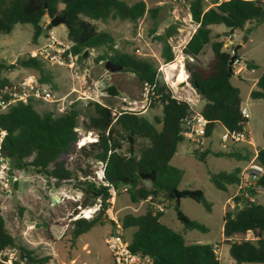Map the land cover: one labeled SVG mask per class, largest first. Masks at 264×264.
Masks as SVG:
<instances>
[{"label":"trees","instance_id":"trees-1","mask_svg":"<svg viewBox=\"0 0 264 264\" xmlns=\"http://www.w3.org/2000/svg\"><path fill=\"white\" fill-rule=\"evenodd\" d=\"M48 11L54 16L65 18L67 39L72 43L71 51L83 59L85 51L103 49L96 58V63L111 62L121 66L122 72L133 75L137 81L148 86V103L151 108L159 105L162 112L159 117L149 120L144 114L120 109L115 111L98 102H89L94 107V114L88 116L83 129L95 132L97 141L81 147L78 127L80 110L76 105L69 106L65 112L40 113L38 101L12 105L6 112L0 113V130L6 131L3 152L10 160L12 169L31 167L47 178L68 181L76 177L71 171L65 156L83 154L104 165L102 181L93 178L87 170H81L86 178L82 191L86 195L82 206L94 205L102 199L101 212L91 220H78L74 223V239L90 231L97 224L104 222V214L109 206L110 188L116 196L122 189L133 205L148 202L143 214H125L121 219L124 231L133 229L130 249L135 253L148 255L153 264H222L217 259L211 244H188L184 233L191 230L206 232L207 228L197 221L189 219L177 206V220L183 226V233L173 230L162 221L163 212L156 208L155 202L164 199L176 202L178 197L190 198L203 205L210 212L211 204L200 189L180 190L183 179L182 169L171 165L177 153L182 136V120L192 113H200L207 121V131L212 135L217 125L230 131H243L248 122L241 114L242 98L240 89L232 84L233 72L230 71L232 55L221 40H212V27L224 26L231 35L238 29L250 31L259 24H264V1L262 0H225L214 2L210 8L204 7V0H191L190 15L198 27L184 46L182 53L186 57L184 69L186 82L196 91L204 105L200 110L187 99L179 98L172 87L165 81L158 67L149 60L116 49L115 39L109 32L99 31L95 21H129L136 24L147 13L151 19H157L159 8L148 9L145 2L128 3L127 0H0V35L10 33L16 24H30L34 29L33 42L46 31H51L49 23L46 30L43 20ZM247 25H250L248 28ZM156 24L153 31H156ZM220 38V36H219ZM161 42V58L164 64L174 63L175 54L164 34L156 38ZM210 45L213 57L203 65L199 56ZM235 56L238 57L237 51ZM192 60H191V59ZM248 66L254 64L249 61ZM17 65L35 70L40 84L57 88L48 64L41 58L30 57L18 60ZM15 65L0 64V84H9L1 76V68L13 69ZM114 77L116 75L114 74ZM107 92L117 96L118 85H111ZM250 96L264 101V70L256 83V89ZM133 137L134 143L130 142ZM200 161L206 156H222L238 161L249 162L250 152L233 150L231 152L193 151ZM258 162L264 166L263 147L258 150ZM242 168L233 171H220L213 174L211 181L217 189L226 191L229 186L236 187L241 182ZM156 173L151 185L143 184L141 174ZM15 183V182H14ZM264 189V174L258 181ZM1 201V200H0ZM253 232L256 241L240 240L228 244L235 235ZM264 204L244 203L223 215L224 242L229 245V255L235 264H264ZM17 248L20 258H27L28 264H48L49 257H38L34 251L17 243L6 226L0 208V264H7V257L2 255L7 249ZM14 264H19L14 262Z\"/></svg>","mask_w":264,"mask_h":264},{"label":"rangeland","instance_id":"rangeland-1","mask_svg":"<svg viewBox=\"0 0 264 264\" xmlns=\"http://www.w3.org/2000/svg\"><path fill=\"white\" fill-rule=\"evenodd\" d=\"M138 1L145 2L148 9L159 8L157 19H151L147 13L136 24L121 20L95 21L94 24L99 31L112 34L117 50L154 63L179 98L195 102L194 91L190 85H186L185 80L175 85L167 80L164 70L167 65L164 64L161 58L162 44L156 39L157 36L163 33L164 27L172 23L178 24L179 33L173 36L169 43L175 54L174 63L181 61L185 72L184 62L186 57L183 55L182 50L195 29L189 11L191 0H127L130 4ZM215 1L204 0V7L207 9L212 7ZM49 23V18L45 16L43 26ZM155 24L157 26L156 31H153ZM212 29V40H221L225 48L236 50L238 58L242 60L240 65L246 64L247 71L253 69L248 66L247 62L251 61L256 66L253 75L246 71L240 72V76L246 79L248 83L237 77L231 78L232 83L239 87L241 91L242 106L248 110L246 130L252 140V145L234 143L228 149H221L217 140L221 130L220 126L217 125L213 140L203 152L208 150L213 153L231 152L236 149L246 153L247 150L253 157L254 151H258L263 147L264 101L249 96V87L253 82V76L260 77L264 70V24H259L250 31L245 29L235 30L234 33L237 34V37H232L230 41L225 39L228 36L226 34L229 29L224 26H213ZM51 31L58 40L68 41L65 25L52 26ZM33 33L32 25L16 24L10 33L0 35V64L17 66L13 69L1 68V76L7 78L10 83L24 77H39L37 71L17 65L19 59L25 58L36 47L46 43V32L35 42H33ZM245 36L249 37L246 41L243 40ZM85 52H87V56L83 59L78 58L75 61L73 70L66 67L46 66L57 84V88H52L46 84L49 90L57 98L70 93L68 100H72V105H76L81 112L77 129L79 135L78 147L97 141L95 132H86L83 129L84 123L88 121V116L94 114V107L89 102H98L115 111L123 109L142 113L149 120L161 115V106L157 105L153 108L149 106L148 86L141 85L129 73L122 72L116 77H112L105 69V62L96 63L95 61L103 53V49ZM211 53V46L207 45L202 56L204 63H206L207 55ZM237 70L239 72V67ZM88 78H90L89 82ZM113 80L119 88L117 96H111L107 92V89L114 85ZM177 85L185 86V90L179 92ZM195 107L198 108L199 105L195 104ZM36 108L42 114L50 111L56 112L57 104L40 102ZM86 136L92 137L93 141L87 142ZM130 138L131 143H134L133 137ZM194 150L190 143L183 141L179 144L177 153L171 160V165L182 169L184 172L179 189L202 190L205 198L211 204V211L208 212L203 205L187 197L181 198L179 202L176 201L175 203L158 199L155 205H162L164 209L162 221L177 232L183 233V226L176 216L177 206L189 219L204 225L207 228L206 232L199 230L185 232L186 242L188 244H220L222 246L221 263L235 264L229 255L228 244L247 239L255 242L256 238L252 233L248 235L240 234L235 235L228 244L224 242L223 215L225 211L232 210L228 200L234 195L236 187L229 186L226 191L217 189L212 183L211 177L220 171L230 172L238 167L244 168L248 162L229 157H218L212 154L207 155L204 161H200L194 155ZM64 159L68 168L76 173V177L68 181L47 178L31 167H25L24 169L13 167L11 191L0 194V208L7 229L14 236L17 243L34 251L38 257L51 258L54 264H114L112 256L104 243V238L113 232L115 227L109 217L106 216V213L102 224H97L77 239H74L72 235L75 222L70 221L77 214L79 206L85 207L82 206L86 198L82 191L85 185L82 183L86 181V178L81 170H87L91 173V176H95L94 179L89 177L88 180L98 181L97 172L100 171L101 165L97 161L86 159L83 154L65 156ZM143 184L150 186L151 180L147 179ZM56 195L59 196V200H55ZM257 202L264 204V191L257 194ZM147 204L146 201L137 205L131 204L128 195L122 191L120 196L115 197L111 206L113 207L114 216L121 219L128 213L143 214ZM42 223H46V227H35V224ZM133 231V229L123 231L124 237L130 241Z\"/></svg>","mask_w":264,"mask_h":264},{"label":"built area","instance_id":"built-area-1","mask_svg":"<svg viewBox=\"0 0 264 264\" xmlns=\"http://www.w3.org/2000/svg\"><path fill=\"white\" fill-rule=\"evenodd\" d=\"M194 32L198 25L195 24ZM48 25L43 26L46 30ZM46 43L39 45L29 53L30 57L43 59L48 66L66 67L73 70L75 67V61L78 59L77 55H74L71 51L72 43L69 41L58 40L52 31H46ZM237 37L236 33L226 36V40L230 41L231 38ZM233 61L231 59V69L233 75L238 73V65L242 63V60L235 56L236 50H230ZM191 59V58H190ZM192 60V59H191ZM68 96L57 98L49 90L46 84H40L34 76L24 77L9 84H0V113L6 112L12 105L17 103H28L30 100H35L47 104H57L56 113H63L66 109L72 105L73 101L68 100ZM241 114L245 119H248V110L242 106ZM220 126V125H219ZM208 121L198 112L192 113L186 116L182 120V136L185 141L190 143L195 150L203 152L213 140L214 132L212 135L207 131ZM220 134L218 135L219 147L223 150L228 149L231 144L245 143L252 145V140L247 133L246 129L243 131H230L227 128L220 126ZM6 136V131L0 130V194L9 193L12 185V165L10 160L5 156L3 152V141ZM258 151H254L252 159L241 171V182L236 186V191L232 197L229 198L228 203L232 209L237 206H242L245 202L256 203L257 194L264 189L258 184L259 179L264 174V166L261 165L258 160ZM100 171L97 172V180L102 181L104 165L100 163ZM123 192L126 188L122 189ZM110 198L108 199L109 206L106 209V216L109 217L113 223L115 229L104 238V243L108 248L114 264H153V259L141 253H135L130 249V241L124 237L122 223L120 219H117L113 214V207L116 192L113 188H110ZM149 197L146 202H150ZM156 208L163 212L162 205L157 204ZM102 209V199L98 198L96 203L91 206L78 207V212L73 216L70 221L78 220H91L97 216ZM253 232L248 231V235ZM254 235V234H253ZM248 240V239H247ZM214 249L217 254V259L221 261L222 258V246L220 244H214ZM3 256H6L7 264H28L27 258H20L17 248H10L2 252ZM38 264V263H35ZM48 264H54L51 260Z\"/></svg>","mask_w":264,"mask_h":264},{"label":"water","instance_id":"water-1","mask_svg":"<svg viewBox=\"0 0 264 264\" xmlns=\"http://www.w3.org/2000/svg\"><path fill=\"white\" fill-rule=\"evenodd\" d=\"M46 16L49 18L51 26H57L59 24H62V25L65 24V18L59 17V16H54L52 11H48ZM178 33H179V26L176 23H172V24L163 28V34H164L167 41H169L173 36L177 35ZM243 40L246 41L247 36H245ZM86 56H87V52L84 53L83 57H86ZM232 61H233V58H232ZM105 69L112 75V77H114V74L118 75V74L122 73V70H123V68L121 66L114 65L108 61L105 63ZM230 71H232L231 66H230ZM113 83H114V80H113ZM177 90L179 92H183L185 90V86H177ZM130 142H131V138H130ZM141 177L145 180L149 179L151 181H154L155 177H156V173L153 172V173H149V174H141ZM180 199H181V197H178L177 202H179ZM46 225H47L46 223L35 224V227L36 228H38L40 226L46 227Z\"/></svg>","mask_w":264,"mask_h":264},{"label":"crops","instance_id":"crops-1","mask_svg":"<svg viewBox=\"0 0 264 264\" xmlns=\"http://www.w3.org/2000/svg\"><path fill=\"white\" fill-rule=\"evenodd\" d=\"M213 30V29H212ZM249 39V37H247V40ZM205 49H206V47L204 48V50H203V52L201 53V55L199 56V59H200V61L203 63V65H206V64H208L209 63V61L212 59V57H213V54L211 53V54H209V55H207V60H206V63H204V61L202 60V56H203V54H204V52H205ZM246 64H244L243 66L242 65H240L239 66V72L236 74V75H233V77H237V78H239L241 81H243V82H245V83H248V81L246 80V79H244L243 77H241L240 76V72H242V71H246V72H249V74H252L253 75V72H254V69L256 68V66H255V64H254V66H253V69H251L250 71H247V69H246ZM185 74H186V72H185ZM261 76V75H260ZM187 74H186V80H187ZM258 79H259V77H254L253 76V82H252V84L250 85V87H249V96H250V94H251V92H252V90H254V89H256V83H257V81H258ZM185 80V81H186ZM90 81V78H88V82ZM233 84V83H232ZM186 85H189V84H187L186 83ZM234 85V84H233ZM235 86V85H234ZM237 87V86H236ZM239 88V87H238ZM192 90L194 91V99H195V102H191L194 106H195V104L196 105H199V107L198 108H196L195 107V109L196 110H200L201 108H202V106L204 105V102L200 99V97H199V95L196 93V91L192 88ZM240 94H241V91H240ZM68 95H70V93L69 94H66V95H64V96H68ZM63 96V97H64ZM69 98V97H68ZM245 129H246V126H245ZM247 131V130H246ZM171 163V162H170ZM243 169V168H242Z\"/></svg>","mask_w":264,"mask_h":264},{"label":"bare ground","instance_id":"bare-ground-1","mask_svg":"<svg viewBox=\"0 0 264 264\" xmlns=\"http://www.w3.org/2000/svg\"><path fill=\"white\" fill-rule=\"evenodd\" d=\"M165 73H166V76H167V80L172 84V85H175L177 84L178 82L180 81H184L186 80V74L183 70V66H182V63L181 61L180 62H176V63H172V64H169L167 65L165 68ZM178 86V85H177ZM176 88V87H175ZM90 139V140H89ZM86 141H93V138L92 137H87L86 136ZM66 190V189H65ZM64 192V191H63ZM59 200V196L56 195L55 196V200Z\"/></svg>","mask_w":264,"mask_h":264}]
</instances>
